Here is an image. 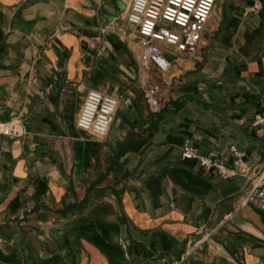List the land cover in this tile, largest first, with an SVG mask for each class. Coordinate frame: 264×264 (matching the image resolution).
Instances as JSON below:
<instances>
[{
    "label": "crops",
    "instance_id": "crops-1",
    "mask_svg": "<svg viewBox=\"0 0 264 264\" xmlns=\"http://www.w3.org/2000/svg\"><path fill=\"white\" fill-rule=\"evenodd\" d=\"M131 1L0 0V122L26 126L0 133V264H264L252 181L182 155L231 164L236 145L264 170V0H217L194 56L160 42L166 72L143 65ZM91 90L119 100L103 137L77 126Z\"/></svg>",
    "mask_w": 264,
    "mask_h": 264
},
{
    "label": "built area",
    "instance_id": "built-area-1",
    "mask_svg": "<svg viewBox=\"0 0 264 264\" xmlns=\"http://www.w3.org/2000/svg\"><path fill=\"white\" fill-rule=\"evenodd\" d=\"M216 2L217 0H132L126 21L132 26L130 33L139 37L143 65L146 68L153 65L162 72L171 68L172 61L167 57V50L158 45V41L172 47L173 51L194 56ZM130 33L126 29L122 30L125 36ZM160 88L158 84L147 88L146 96L151 106L157 104L156 97ZM118 105V98L91 90L86 96L77 126L97 136H105L115 121ZM252 127L260 133L264 132V102L261 111L254 116ZM0 133L13 138L24 136V120L18 116L0 122ZM229 152L233 157L231 164L216 151L200 153L189 142L182 147L184 159L194 160L206 170L223 178L244 176L251 180L253 186L248 199H259L264 206V170L253 174L238 146L232 145ZM185 259L186 257H182L172 264H184Z\"/></svg>",
    "mask_w": 264,
    "mask_h": 264
},
{
    "label": "rangeland",
    "instance_id": "rangeland-1",
    "mask_svg": "<svg viewBox=\"0 0 264 264\" xmlns=\"http://www.w3.org/2000/svg\"><path fill=\"white\" fill-rule=\"evenodd\" d=\"M159 45H161V43L160 42H157ZM164 47H166V49L168 50V51H170L169 49H171L172 50V47H170V46H165V45H163Z\"/></svg>",
    "mask_w": 264,
    "mask_h": 264
}]
</instances>
